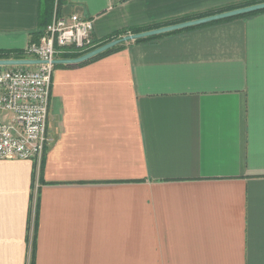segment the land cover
Instances as JSON below:
<instances>
[{
    "label": "crops",
    "instance_id": "0c3cea01",
    "mask_svg": "<svg viewBox=\"0 0 264 264\" xmlns=\"http://www.w3.org/2000/svg\"><path fill=\"white\" fill-rule=\"evenodd\" d=\"M50 1L0 0V51ZM247 1L54 0L48 24L102 40ZM123 44L56 64L42 159L0 160V264H264V11Z\"/></svg>",
    "mask_w": 264,
    "mask_h": 264
},
{
    "label": "built area",
    "instance_id": "2783aa9c",
    "mask_svg": "<svg viewBox=\"0 0 264 264\" xmlns=\"http://www.w3.org/2000/svg\"><path fill=\"white\" fill-rule=\"evenodd\" d=\"M94 21L78 14L60 15L38 40L30 41L19 59L38 64L0 66V160H41L48 143L47 121L55 59L68 48L87 50L93 43Z\"/></svg>",
    "mask_w": 264,
    "mask_h": 264
},
{
    "label": "water",
    "instance_id": "95a60500",
    "mask_svg": "<svg viewBox=\"0 0 264 264\" xmlns=\"http://www.w3.org/2000/svg\"><path fill=\"white\" fill-rule=\"evenodd\" d=\"M264 10V2L249 5V6H244V7H239L236 9L232 10H227L223 12H219L216 14L208 15L205 17L193 19V20H188L180 23H175L171 25H166L158 28H153L150 30L138 32V33H130L128 35L122 36L120 38L114 39L100 47H97L77 58H68V59H55L54 63L55 64H79L86 62L99 54L115 47L116 45L130 41V40H138L146 37H151V36H156L168 32H172L174 30H179L187 27H191L194 25H199V24H204L207 22L211 21H216L219 19H224V18H229V17H234V16H239L243 14H249L257 11H262ZM40 60L37 59H19V58H12V59H0V66H16V65H28V64H38L40 63Z\"/></svg>",
    "mask_w": 264,
    "mask_h": 264
},
{
    "label": "trees",
    "instance_id": "16d2710c",
    "mask_svg": "<svg viewBox=\"0 0 264 264\" xmlns=\"http://www.w3.org/2000/svg\"><path fill=\"white\" fill-rule=\"evenodd\" d=\"M53 1L54 0H51L50 1L49 17L47 16L46 18L42 19L43 22H42L41 26L42 25H44V26L42 27V31H40L38 33L39 34L38 39L42 36V34H44L45 28H46L48 22L51 19V12H52L51 9L53 7ZM261 2H264V0H250V1H247V2H244V3L240 4L238 6H232V7L228 8V9H222L219 12L236 9V8H239V7L249 6V5H253V4H257V3H261ZM60 3H61V1H60ZM212 14H216V13L215 12L214 13L213 12L212 13H209V15H212ZM182 21H187V20H176V21L171 22V23L172 24H174V23H180ZM164 25L165 24H163V25H160L159 24V25H156V26L154 25V26H148V27H143V28H135V29H132L131 30V33H138V32L150 30V29H153V28L162 27ZM166 25H170V24L166 23ZM127 33L128 32L126 30H124V31L118 32L115 36H113L111 38H106V39H102V40H93V43H92L91 48H89L87 50H76V49H73V48H68V50L67 49L64 50V52L61 53V54H59L58 56L60 58H62V59L77 58V57H79V56H81V55H83V54H85V53H87V52H89V51L97 48V47H100V46H102V45H104V44L112 41L115 38H119V37L128 35ZM159 37H161V34L160 35H156V36H151V37H146V38L138 39V40H136V42H145V41L157 39ZM124 46L125 45L123 43H120V44L116 45L115 47H113V48H111V49H109V50H107V51L99 54L98 56H96V57H94V58H92V59H90V60H88L86 62L80 63L78 65H84V64H87V63H91V62H93V61H95V60H97V59H99L101 57H104V56L109 55V54H111L113 52H116V51L121 50ZM22 57H24V56L21 53L12 54L10 52L0 51V59H12V58H22ZM58 66H61V65H56V67H58ZM62 66L70 67V66H76V65H73V64H62Z\"/></svg>",
    "mask_w": 264,
    "mask_h": 264
},
{
    "label": "rangeland",
    "instance_id": "374dc122",
    "mask_svg": "<svg viewBox=\"0 0 264 264\" xmlns=\"http://www.w3.org/2000/svg\"><path fill=\"white\" fill-rule=\"evenodd\" d=\"M120 38V37H119ZM115 39H117V38H115ZM114 40V39H113ZM2 67H4V68H11L12 66H2Z\"/></svg>",
    "mask_w": 264,
    "mask_h": 264
}]
</instances>
